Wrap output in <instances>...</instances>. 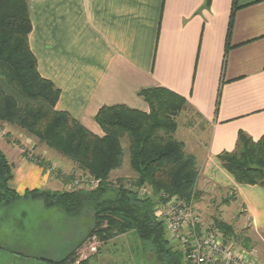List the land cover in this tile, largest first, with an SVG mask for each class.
Segmentation results:
<instances>
[{"label": "crops", "instance_id": "crops-1", "mask_svg": "<svg viewBox=\"0 0 264 264\" xmlns=\"http://www.w3.org/2000/svg\"><path fill=\"white\" fill-rule=\"evenodd\" d=\"M235 4L233 11L234 0H29V41L40 74L61 90L56 108L95 134L103 135L95 120L103 106L149 111L143 89L162 86L185 97L184 116L201 119L186 146L198 185L234 190L257 232L264 229V186L238 183L218 158L237 148L240 133L264 135V0ZM29 169L11 181L20 194L31 189ZM243 256L264 263L258 251Z\"/></svg>", "mask_w": 264, "mask_h": 264}, {"label": "trees", "instance_id": "trees-1", "mask_svg": "<svg viewBox=\"0 0 264 264\" xmlns=\"http://www.w3.org/2000/svg\"><path fill=\"white\" fill-rule=\"evenodd\" d=\"M235 8L234 0L233 11ZM231 24L232 19L230 27ZM31 31L29 0H0V121L28 131L76 163L98 184L91 190L33 188L20 194L10 185L14 170L0 150V205L7 206L21 198L42 200L45 207H57L69 215L89 207L94 224L88 236L105 241L135 231L159 262L183 264L184 254L170 243L155 207L171 198L190 201L197 195L196 158L175 137L177 118L189 106L188 101L162 86L143 89L139 94L148 103L149 111L126 105L103 106L95 116L103 135L95 134L69 112L56 108L61 90L40 74L30 47ZM124 139L136 174L130 184L111 179V173L124 161ZM218 158L238 183L264 186V135L254 140L240 133L237 148L220 153ZM141 188L151 193L142 195ZM235 199L236 193L222 202L228 205ZM216 225L226 237L235 234L233 227L222 220H217ZM76 251L60 260H44L50 264H75Z\"/></svg>", "mask_w": 264, "mask_h": 264}, {"label": "rangeland", "instance_id": "rangeland-1", "mask_svg": "<svg viewBox=\"0 0 264 264\" xmlns=\"http://www.w3.org/2000/svg\"><path fill=\"white\" fill-rule=\"evenodd\" d=\"M177 121L175 137L182 140L185 148L188 146L191 149L193 138L197 136L201 126V119L192 111H187L185 116L184 112L180 114ZM123 147V164L111 173V179L115 183L116 180L123 179L126 184H130L136 174L129 163L126 139L123 140ZM0 150L12 164L13 173L25 164L31 167L27 171L28 182L25 184V187L31 189L41 186L54 191H71L74 190L70 186L74 180L84 179L88 175L78 169L72 160L40 142L28 131L2 121ZM32 166H43L46 172L37 173ZM47 180L48 184L45 185ZM54 181L60 183L54 185ZM80 188L91 190L92 187L89 182H84ZM208 188L201 189L198 180L194 187L197 195L193 205L200 222L216 224L217 220H222L230 224L236 237H229V241L237 245L242 254L250 251L256 254L258 251L264 258V229L254 231L250 214L244 210L239 200L230 205L222 202L233 196L235 191L220 194L216 188ZM93 214L89 207H84L77 215H69L57 207H45L42 200L24 198L7 206L0 205V264H50L44 259L60 260L76 249L78 261L75 264H167L157 260L149 244L135 231L121 233L105 241L95 235L88 236L94 224ZM174 247L180 249L178 244H174Z\"/></svg>", "mask_w": 264, "mask_h": 264}, {"label": "built area", "instance_id": "built-area-1", "mask_svg": "<svg viewBox=\"0 0 264 264\" xmlns=\"http://www.w3.org/2000/svg\"><path fill=\"white\" fill-rule=\"evenodd\" d=\"M84 182H89L92 188L98 184L86 175L84 179L74 180L70 186L74 190L80 189ZM139 190L142 195L151 193L148 188ZM155 214L165 224L170 243L180 246L185 264H253L215 223L200 222L193 200L171 198L160 202L155 207Z\"/></svg>", "mask_w": 264, "mask_h": 264}]
</instances>
